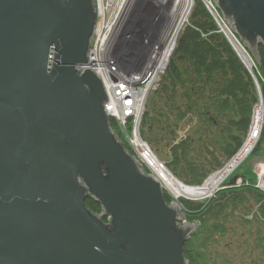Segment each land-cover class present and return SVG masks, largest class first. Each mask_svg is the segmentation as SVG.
I'll return each instance as SVG.
<instances>
[{
    "label": "water",
    "instance_id": "water-1",
    "mask_svg": "<svg viewBox=\"0 0 264 264\" xmlns=\"http://www.w3.org/2000/svg\"><path fill=\"white\" fill-rule=\"evenodd\" d=\"M94 1L0 0V264H186L198 223L165 201L112 130L101 80L76 68ZM215 2L258 63L264 0Z\"/></svg>",
    "mask_w": 264,
    "mask_h": 264
},
{
    "label": "trees",
    "instance_id": "trees-1",
    "mask_svg": "<svg viewBox=\"0 0 264 264\" xmlns=\"http://www.w3.org/2000/svg\"><path fill=\"white\" fill-rule=\"evenodd\" d=\"M258 51L264 99L263 44ZM252 79L197 1L159 87L146 100L140 126L142 138L173 177L200 185L239 153L258 103ZM109 122L117 130L116 120ZM258 141L255 153L264 142V128ZM246 183L223 186L209 202L179 199L183 217L198 223L183 248L188 264H264V190L255 180ZM164 198L172 203L165 192ZM86 206L101 211L92 199Z\"/></svg>",
    "mask_w": 264,
    "mask_h": 264
},
{
    "label": "rangeland",
    "instance_id": "rangeland-1",
    "mask_svg": "<svg viewBox=\"0 0 264 264\" xmlns=\"http://www.w3.org/2000/svg\"><path fill=\"white\" fill-rule=\"evenodd\" d=\"M100 1L106 2L107 7L111 10V12L113 10L116 14L119 15L120 18L118 21L120 23L132 22V24H131L132 28L137 26V27H139V29H141L143 31L148 29V31L150 33H152L153 36H156L158 34L157 30L160 29V26L162 24L168 26L166 32L162 33L160 36L157 37V39H158L157 41H159L158 43H160L161 46L163 47L162 50L157 43V49L154 50L152 60L149 61L150 64L146 68H144V70L141 73L143 75H145L147 73L148 76H152V77L154 76V78L153 79L150 78L148 81H144V83H146L143 85L144 90H145V94H146L144 97V100L140 104L135 103V107H134L133 111H134V113H136V117H135V120L133 121V123H135L136 125L132 124L133 125L132 128L131 127L128 128V126L126 125V127L124 128L121 120L118 117V115H116L114 112L107 114L109 117V121H110V119L116 120L117 127H118L116 135L118 136L119 140L121 142L125 143L127 146H130L131 139L135 138L136 134H137V136L142 138L141 132H140V126H141V120H142L144 110H145L146 100H147L149 94L152 93L154 90H156L159 87L161 79H162V75L165 73V70L167 69L169 60H170V58H171V56H172V54L175 51V48L177 46L178 38L180 37V34H181L183 28L189 23L193 6L195 5V3L197 1L201 2V4H203L205 6L207 11H209L210 15L212 16V18L215 22L217 31L223 35V37L225 38V41L228 43V45L233 50V53L239 58V61L242 63V65H244V67L251 74V76L253 78L252 79L253 83L255 84V87L257 90L258 103L255 106V109L259 104L261 105V111L259 112L261 122L255 123V121H254L255 109H254L252 124L250 126L248 138L245 142V144H246L247 141L251 142L253 140V146L251 147V152L247 156H245V154L247 152L244 154V156L242 154L241 155L242 158H241V156L238 158L239 163L234 168H233V165L231 167H228L229 163L231 162V161H229L223 169L213 173V174H216L218 172H222V173L226 174V176L224 178V181H222V183L217 187V189L208 197L196 198V197L187 196V195H178V194H174L170 189H166L162 185L163 182L159 178V175L157 174V172L155 170H153L148 164H146L144 162L145 160H144L143 154H140V152H139V149H142V148H138V146H137V149H134L131 146L133 148L132 149L133 151H129V152L132 153L134 156L139 157L140 164L143 167H145L147 173L154 176L159 181V183L163 187V192L167 193L171 197L172 202H175L179 208H183V206L179 202L180 198H185V199L191 200V201L209 202L211 199L215 198L216 194L218 192H220V190L222 188H224L225 186L240 187L241 185L246 183V179H247V181L255 180L256 181V187L260 190H264V142L260 145L259 151L257 153H255L256 148L259 146V141H258L259 140V134H260L261 130L264 128V99H263V90H262L263 87L260 85V82L262 83L263 79H262V77H260V74L257 70L259 68L257 66L255 57L252 54L251 50L247 47V45L242 41L241 37L234 31V29L225 20V17L223 15L221 9L217 6L215 0H195V1L191 2V5L189 7L178 6L176 8H175L174 0H168V4L163 5V7H160V8L158 7V4H156V6H153L152 8H151L152 5L149 6L153 2V0H138V1L137 0H121V1H125V3L121 6L118 4H115L114 3L115 0H100ZM116 1H117L116 3H118L119 0H116ZM176 1L178 2V0H176ZM139 2L141 3V5H139ZM211 4L213 6H215L216 10L214 9V7L211 6ZM107 7H106V9H107ZM107 11H108V9H107ZM154 11L156 13V16L154 15ZM125 13H129V14L127 15ZM149 16H154V18L156 19V21H155L156 25L153 24L154 27H151L152 22L149 20ZM129 17H132V18L130 19ZM182 17L184 18V23L178 28L176 26V22L178 24L179 21L182 20ZM224 29H227V30H224ZM174 31H175V36H176L175 48H174L171 56L169 58H167L165 60V62L160 63L161 58H162V56H160V54L165 52L166 46H167V44L164 45L162 41L164 40V41L169 42L171 37L174 34ZM227 31L230 32L231 35H233L235 37V40H237L238 43H240L244 47V49L246 50V52L248 53V55L250 56V58L252 60V64H253L252 67H249V65H247L245 63V61L241 58V56L237 52L235 46L233 45V43L229 39ZM165 35H168V38H165ZM135 36H137V40L134 39V41L139 43V40H138L139 34L138 35L135 34ZM97 38H98L97 28L94 27L93 34H92V37L90 40V48H89L88 55H87L88 61L86 63H88L90 60H93V59H94L93 62H95V63L97 62V61H95L96 55L94 53L96 51L92 52L93 47L95 45V41L97 40ZM162 38H163V40H162ZM260 44L261 43H259V45ZM141 45H142V43H141ZM150 47H151V45H150ZM129 52H130V50L126 51V55H128ZM132 54H134V53L131 52L130 56ZM106 55L111 60H112V58H120V55H118L117 50H115V49L114 50H107ZM124 57H126V56H124ZM164 57H165V55H164ZM127 60L132 61V62H136L135 58L134 59L128 58ZM139 60H142V57H139ZM165 63H166V66H165ZM85 64H83V65H85ZM110 64H112L111 66L116 68V65H114V63L110 62ZM128 64L129 63L126 61L120 62V67L127 66ZM153 69H154V71H151ZM90 70L93 73H95V75L101 80V76H102L101 75V71H102L101 64L97 65V69L93 68ZM255 70L258 72V75L255 72ZM115 73H116L117 78H123L124 76L129 75V74L135 75L136 71L125 72L124 74H118L117 71H115ZM118 80H122V79H118ZM113 93H114V91H112V89H109L108 91L105 90V94L108 98L107 102H106L107 104L109 103V100H113V97H112ZM139 97H140V95H139ZM105 111H106V108H105ZM254 129H255V132H254ZM245 144L243 145L242 150L246 146ZM143 146L154 157V154L149 151V143L146 140L143 142ZM246 150H248V149H246ZM235 156L231 160H233L235 158ZM240 158H241V160H240ZM157 163H159V165L163 167L161 162L157 161ZM168 173H169V171H168ZM213 174H210L204 180V182L202 184L194 186V187H201L205 183V181L209 177H211ZM244 175L246 178L244 177ZM169 176L171 178L175 179L180 185L188 186V185L183 184L176 177H173L170 173H169ZM240 176H241V179H240ZM233 181H235V182H233ZM188 187H193V186H188ZM88 198L92 199L91 197H88ZM86 200H85V203H86ZM98 204H100V203H98ZM171 204H169V205H171ZM100 206H101V211L96 212V214L102 213V204H100ZM184 213H185V210L182 209V214H184ZM106 218L108 219V216L105 217V219ZM184 218H185V216H184ZM185 220L187 221V219H185ZM188 223L192 224L193 222H188ZM196 228L194 229V231L196 230ZM194 231L189 235V238L192 236V234H194ZM189 238L184 241L183 248H184V244L186 243L187 240H189ZM250 246H251V242H250ZM234 256L237 257L236 255H234ZM184 259H185V257H184ZM238 262H240V261H238ZM186 264H188L187 261H186Z\"/></svg>",
    "mask_w": 264,
    "mask_h": 264
},
{
    "label": "bare ground",
    "instance_id": "bare-ground-1",
    "mask_svg": "<svg viewBox=\"0 0 264 264\" xmlns=\"http://www.w3.org/2000/svg\"><path fill=\"white\" fill-rule=\"evenodd\" d=\"M193 1H195V0H178V2L176 0H174L175 8L178 6L189 7L191 5V2H193ZM114 3L116 4V0L114 1ZM124 3H125V1H121V0L118 1V5H123ZM156 4H158V7L160 8V7H163V5H167L168 0H153V2L149 6L152 5L151 6V8H152L153 6H156ZM95 5H96V8H95ZM139 5H141L140 2H139ZM211 6L214 7V9H215V6H213L212 4H211ZM103 7L106 9V7H107L106 2L94 1V8H95V12H96L95 25H96V22L98 20L100 22V28H102L103 31L105 32V35H103L101 37L102 40L98 44L99 49L104 50L107 47L108 41L106 39H108V37L112 43H117L119 45V47L126 48L127 44H125V43L131 42L134 39L137 40V36H135L134 34H137V35L139 34V39H138L139 40V49H137L135 54L141 55L142 60L140 62L137 61L135 63H137L136 65L139 66V72L143 71L144 68H146L150 64L149 61L152 60L154 50L157 49V43L159 42V41H157L158 40L157 37L160 36L162 33L166 32L168 26L162 24L160 26V29L157 30L158 34L156 36H153V34L150 33L148 31V29L143 31V30L139 29V27H137V26L132 28V25H131L132 22L120 23L114 17L115 12L113 10L111 12V10L107 7L109 13H107L106 11L103 12V11H101ZM154 15L156 16L155 11H154ZM149 20L152 22L151 27H154L153 24L156 25V22H155L156 19L154 18V16H149ZM183 23H184V18L182 17V20H180L178 24L176 22V26L179 28ZM224 30H227V29H224ZM227 34H228L229 39L231 40V42L235 46L237 52L241 56V58L245 61V63L247 65H249V67H252L253 66L252 60H251L250 56L248 55V53L246 52V50L244 49V47L240 43H238L237 40H235V37L233 35H231L230 32L227 31ZM113 38L114 39L117 38V39L121 40L123 43L115 42L113 40ZM165 38H168V35H165ZM175 38H176L175 31H174V34L171 37L169 42L164 41L162 38L163 44L164 45L167 44V46H166L165 52H163V53L160 52L161 53L160 56H162L160 63L165 62V60L171 56V54L175 48V42H176ZM134 42H136V41H134ZM141 43H142V45L140 46ZM150 45H151V47H150ZM158 45L160 46V48L162 50L163 47L161 46V44L158 43ZM164 55H165V57H164ZM98 60L103 61V57L99 56ZM165 66H166V63H165ZM76 68L79 69L78 70L79 72H83L84 69H89V70L93 69V68L97 69V65L93 64V62L89 61L85 65L81 64V65L76 66ZM134 71H135V67H133V72ZM105 74H109L107 72V69L101 71V75H102L101 76V83L103 85V88L106 91H108L110 89V87L112 88V86L114 85L113 82H111L109 80L111 78L115 77L116 75L114 73H112V74L105 76ZM151 78L153 79L154 77L151 76ZM135 81H136L135 79H132L131 85H133L132 83H134ZM136 83L139 84V86H131V87L134 89H137V91L136 90L135 91H136V95L138 98L136 97L135 100H138L137 102L140 104L144 100V97L146 94H145V90L143 87V83H141L140 78H139V82L137 81ZM139 88H141L140 97H139ZM115 89H119V87L115 86ZM112 97L114 98V95ZM114 101H117V100H114ZM108 104H112V102H109ZM260 111H261V105L259 104L255 109V116H254L255 123L261 122L260 113H259ZM134 120H135V116H131V115L128 116L122 123L123 127L125 128L127 125L128 128L129 127L132 128L133 125H136L135 123H133ZM111 128L116 133L117 130L114 129L112 125H111ZM144 141H145L144 139L140 138L136 134L135 138L131 139L130 146H127V148H126V145L124 143H122V145L128 151H133L132 150L133 148L137 149V146H138V148H142V149H139V152H140V154H143V157L145 160L144 162L146 164H148L153 170H155L157 172V174L159 175V178L163 182L162 185L166 189H170L174 194L187 195V196H192V197H196V198L208 197L217 189V187L222 183V181H224L226 174H224L222 172H218L216 174H213L211 177H209L201 187L182 186L175 179H173L169 176V173L164 168V166L162 167L159 165V163H157L156 159L154 158V157H156V155L153 153V149L151 148V146L149 145V151L154 154V157L151 155V153L148 152V150H146L144 148V146H143ZM245 145H246L244 147L245 149L243 148V151L240 154V156L242 154L244 156V154L246 152L247 153L245 154V156H247L251 152V147L253 146V140L251 142L247 141V143ZM246 149H248V150H246ZM134 158H136V160L139 162L138 156H134ZM238 158H234V160L232 161L233 168L239 163ZM241 158H242V156H241ZM241 158H240V160H241Z\"/></svg>",
    "mask_w": 264,
    "mask_h": 264
},
{
    "label": "built area",
    "instance_id": "built-area-1",
    "mask_svg": "<svg viewBox=\"0 0 264 264\" xmlns=\"http://www.w3.org/2000/svg\"><path fill=\"white\" fill-rule=\"evenodd\" d=\"M95 1L101 2L100 0H95ZM116 4H118V3H116ZM95 8H96V5H95ZM101 11H103V12L106 11L107 13H109L107 11V9H105L104 7L102 8ZM129 13H125V14L128 15ZM114 17L117 20H119V18H120L119 15L116 13H115ZM129 18L131 19L132 17H129ZM95 27L97 28L98 38L95 41V45L93 47L92 52L96 51L94 53L96 55L95 61H97V62L96 63L93 62L94 59L90 60V61L96 65L101 64L102 70L107 69V72L109 74L114 73L115 75H116L115 71H117L118 74H124L125 72L133 71V67H135V71H136L135 75L129 74V75L124 76L123 78H117L115 76L109 80V81L113 82V84H114L112 86V88L110 87V89H112V91H114V93H113L114 98H113V100H109V102H112V104H105V108H106L107 113L110 114V113L114 112L116 115H118L119 119L123 123V121L130 115L136 117V113H134L133 109L135 107V103H138L137 102L138 100H135V98L137 97V95H136L137 89H134L131 86H139V84L136 83L137 81L139 82V78L141 79V83H143V85H144V84H146V83H144V81H148L151 78V76H148L147 73L145 75L141 74L142 71L139 72V66L136 65L137 63L127 60L128 58H131V59L135 58L136 62L141 61V60H139V57H142V56L135 54L137 49H139V43L134 42V40H133L131 42L125 43V44H127L126 48H121V47H119V45L117 43H112L108 37V39H106L108 41L107 47L104 50H101V49H99L98 44L102 40L101 37L103 35H105V32L103 31L102 28H100V22L98 20L96 22ZM113 40L115 42L123 43L121 40H119L117 38L116 39L113 38ZM140 46H141V44H140ZM114 49L117 50V53H118V55H120V58H112V60H111L107 57L106 51L107 50H114ZM128 50H130V52L128 55H126V51H128ZM131 52H133L134 54H132L130 56ZM99 56L103 57V61L98 60ZM124 56H126V57H124ZM125 61L128 62L129 64L127 66L120 67V62H125ZM110 62L114 63V65H116V68L111 66L112 64H110ZM151 71H154V69ZM109 74H106L105 76H107ZM118 79H122V80H118ZM132 79L136 80L134 83H132L133 85H131ZM115 86H118L119 89H115ZM140 91H141V88H139V95H140ZM114 100H117V101H114Z\"/></svg>",
    "mask_w": 264,
    "mask_h": 264
}]
</instances>
